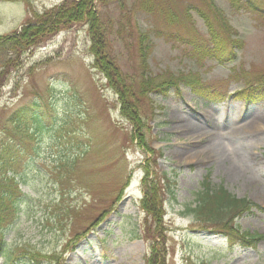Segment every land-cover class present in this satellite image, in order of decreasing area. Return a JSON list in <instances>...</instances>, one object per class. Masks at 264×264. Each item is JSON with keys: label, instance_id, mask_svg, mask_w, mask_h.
Listing matches in <instances>:
<instances>
[{"label": "rangeland", "instance_id": "rangeland-1", "mask_svg": "<svg viewBox=\"0 0 264 264\" xmlns=\"http://www.w3.org/2000/svg\"><path fill=\"white\" fill-rule=\"evenodd\" d=\"M64 1H0V38ZM94 4L109 56L130 88L145 72L139 47L147 46L144 65L155 82L194 76L222 98L206 101L184 86L142 97L145 129L136 141L117 95L92 68L85 24L70 25L13 60L0 78V157L12 160L9 172L0 170V191L15 181L24 195L5 232L11 264H46L40 257L26 259L28 252L55 255L56 264H145L150 249L141 240L139 206L145 166L172 183L164 190L168 264H264V102L242 99L245 85L264 91L263 19L234 11L228 0ZM208 5L215 22L226 20L242 44L235 63L219 66L191 51L190 43L206 41V31L187 9L208 13ZM9 57L10 51L3 53L0 62ZM15 115L20 127L12 132ZM172 116L186 119L187 130L176 129ZM193 124L199 132L189 137ZM145 144L153 154L144 152ZM205 179L263 209L234 221L241 232L263 236L256 247L230 246L224 235L202 232L206 225L186 215Z\"/></svg>", "mask_w": 264, "mask_h": 264}, {"label": "trees", "instance_id": "trees-1", "mask_svg": "<svg viewBox=\"0 0 264 264\" xmlns=\"http://www.w3.org/2000/svg\"><path fill=\"white\" fill-rule=\"evenodd\" d=\"M1 2H25V0H0ZM100 0H66L56 8L49 9L40 14L33 13L32 19L26 21L20 30H16L11 35L0 38V58L3 53L10 51L13 58H7L6 62H0V78L8 74V67L13 68L15 61L33 51L39 45L48 41L49 37L59 33V31L68 28L70 25L83 23L88 27V35L91 38V56L94 58L93 68L107 80L109 88L117 95L120 105L121 114L131 126H133L136 141L141 140L143 130L145 129L143 121L140 119V98L146 97L148 94L166 93L168 88L179 90L181 85L188 87L192 93L208 100H220L222 97L214 88L207 87L194 76L185 78L183 75L179 77L169 76L167 80L155 82V79L147 75L145 60L147 61L148 47H139V56L145 68V72L139 76L134 86V90L125 83L121 78L119 68L116 67L112 58L109 56L107 46V37L105 29L97 14L94 3ZM230 7L234 11L242 10L245 13L253 14L264 22V0H228ZM212 5H208V13L203 10L188 8L199 15L201 21L204 22L206 31V41L203 39L198 44L190 43L192 52L202 54V56L213 59L218 65H230L235 63L237 51L242 50L240 41L233 39L235 35L226 20L223 18L215 22V10ZM203 11V12H202ZM169 12L165 11L167 16ZM217 26V28L214 27ZM147 35V34H145ZM142 35V36H145ZM142 45V44H141ZM15 62V63H14ZM1 80V79H0ZM243 94L246 101L255 103L256 101L264 102V91L254 90L257 86L246 87ZM22 114V113H20ZM9 120L12 126V132L18 130L20 125L19 115H15ZM145 143V141H142ZM146 146V144L144 145ZM144 152L153 154L152 150L146 146ZM0 170H4L5 174L11 168L12 160L8 156L5 159L0 157ZM146 159L145 163H148ZM145 176L142 179L143 198L140 206L144 212L143 236L142 241L148 242L150 254L146 258L145 264H168L165 248V226L164 203L166 194L164 190L170 189L172 183L170 179L163 174L158 177L150 172L148 167L144 168ZM8 184V183H7ZM5 192L0 193V255H2L3 264H11L10 255L5 253V232L8 228L13 215L16 214L18 202L23 198L22 193L17 189L16 184L7 185ZM2 184V177L0 188ZM169 191V190H168ZM170 196L173 194L170 192ZM193 204V205H192ZM191 205L185 207L186 215L191 216L194 223L206 225L201 228L203 231H210L224 235L230 246L256 247L257 243L263 238L257 234H249L240 232L235 225L234 220L241 216H249L255 212L263 211L252 201L244 198H236L229 191H226L222 185L213 187L207 179L201 184L199 191L195 192V199ZM213 225V226H208ZM4 251V252H3ZM26 259L31 262H37L36 257L42 258L46 264L56 262L55 255L38 256L39 254L26 253ZM17 256L15 259H19ZM24 258V257H23Z\"/></svg>", "mask_w": 264, "mask_h": 264}, {"label": "bare ground", "instance_id": "bare-ground-1", "mask_svg": "<svg viewBox=\"0 0 264 264\" xmlns=\"http://www.w3.org/2000/svg\"><path fill=\"white\" fill-rule=\"evenodd\" d=\"M172 119L175 122L174 126L176 127V129H178L179 131L187 130L188 123H187L186 119L181 118L179 120V118H176L175 116H172ZM189 129L190 130L185 133V134H187V136L192 137L194 135H198L199 131H198V129L196 128V126L194 124ZM199 139H201V137ZM217 146H219V144H217Z\"/></svg>", "mask_w": 264, "mask_h": 264}]
</instances>
